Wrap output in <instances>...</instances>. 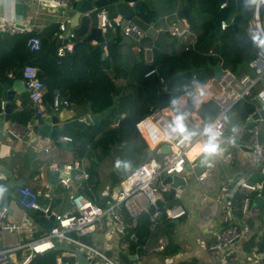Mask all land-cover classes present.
I'll list each match as a JSON object with an SVG mask.
<instances>
[{"label":"built area","instance_id":"2783aa9c","mask_svg":"<svg viewBox=\"0 0 264 264\" xmlns=\"http://www.w3.org/2000/svg\"><path fill=\"white\" fill-rule=\"evenodd\" d=\"M38 1L41 2V0ZM50 1H54L58 7L64 8L68 7L71 2V0ZM218 6L219 8L227 7L225 1H219ZM248 7H250L251 12L248 19V27L256 30L262 39L260 47L248 60L250 71L237 75L232 70L223 68L224 71L219 78L212 76L206 82L196 84L191 94H189L196 109L202 102L214 99L219 105V110L215 116L207 123H203V125L192 129L190 132L184 127L182 122L175 119L169 105L154 108L148 114L141 116L136 121L135 126L145 141L148 151H151L152 154L145 161L132 168L120 180V189L114 188L112 190L110 200L106 205L95 201V199L84 192L72 190L71 182L73 180L81 181L89 175L82 158H75L62 163L61 167L58 162H51L49 165L51 168L63 170L67 174L59 177V180L66 190L72 191L70 200L74 209L73 211L62 213L54 212L52 226L42 235L25 244L27 245V251L21 255L19 264H26L35 253L46 252L60 243L73 244L81 250H85L89 258L99 257V264H122L115 257L108 255L101 248L83 240L81 237L95 230L97 223L106 215L117 222L122 236V230L125 226L124 211L128 213L133 223L136 222L140 213L147 212L151 228L161 223L164 216L170 219H177L187 213V209L183 204L172 202L169 205L167 203L169 185L168 183H162V178L166 174L184 173L187 169V163H189L191 168L195 167L199 151L211 146L218 140L224 139L226 113L235 102L244 98L250 99L254 95L264 92V0H249ZM174 12L176 13V11ZM227 16L219 17L221 30H224L231 23L227 21ZM162 18L166 22L165 29L169 34L176 36L183 42H192L195 39L196 32L191 28V24L185 15L172 17L170 14H163ZM113 20L116 25L120 26L122 32L131 39L134 50L142 52L146 62H152L155 49L157 48L155 37L149 35L145 29H142L131 19H127L121 25L119 16L114 17ZM98 25L103 32L108 29L113 30V26L109 23L105 11L99 13ZM3 28L10 33H22L26 30L24 24H18L15 21H9ZM63 28L64 22L59 25L60 30ZM60 30L55 32L53 37L60 36ZM26 45L30 50H36L40 47V38L37 35H31L27 39ZM73 48L74 44L72 42L63 43L57 47V54L63 55L66 51H71ZM153 75L158 76L161 81L165 80L157 64L152 65L144 72V76ZM22 79L28 86L31 99L29 108L34 111L35 115L43 114L46 105L45 92L47 91V86L39 76L38 67L31 62L25 63L22 66ZM166 88L167 85L165 84L163 89L166 90ZM176 101H179V97H177ZM49 103L54 110H59L61 106H68L69 100L62 96L58 87H55L52 90ZM2 106L3 102L1 108ZM262 107L264 108V106ZM255 109L254 106L253 111ZM260 130V126L257 122H254L250 134L246 138L239 139L235 145L241 149H250L254 160L260 167L263 179L252 180L248 176L241 177L231 188L226 186L222 188L223 192L216 204L226 208L230 215L226 224L218 228L208 242L207 247L209 249L226 250L235 241L246 240L249 236L250 226L246 219L250 209L249 202L254 195H261L260 190L264 185V138L259 142L258 133ZM10 131L17 134L11 128ZM232 135L233 133L229 134V136ZM57 140L58 142H69L72 140V136L67 133H61ZM225 141L234 144L229 138H225ZM163 145H168L169 147L165 152L161 151ZM43 149L48 151L49 147L44 146ZM211 169L212 161L209 160L202 169L196 172L195 178L197 181L206 183L207 187H203V190L213 189V185L209 180ZM47 187L43 190H34L29 185H23L19 188L21 191L20 204L24 208L41 210L44 213L47 207L42 208L38 203V198L47 194ZM203 193L206 194V192ZM20 227V223H16L9 218L8 207L0 204V228L17 231ZM129 239L136 242L137 235L133 232L130 234ZM167 242L166 235L159 236L156 245L151 249L164 250ZM120 245V249L127 251L129 241H123ZM5 251L6 249H0V264H11L5 255ZM252 255L251 259L263 258L264 249L253 251ZM56 263H60V254L56 256ZM223 263L222 259V261L214 262L213 264Z\"/></svg>","mask_w":264,"mask_h":264},{"label":"trees","instance_id":"16d2710c","mask_svg":"<svg viewBox=\"0 0 264 264\" xmlns=\"http://www.w3.org/2000/svg\"><path fill=\"white\" fill-rule=\"evenodd\" d=\"M188 3V16L186 17L191 24V28L196 32L195 39L192 42L181 41L177 48H172L168 51L161 50L160 46L162 44L157 43L153 61L150 63L144 60L142 52L134 54L130 49L123 51L120 44L121 37L117 31L112 29H108L105 32L107 38L106 46L109 50L108 57L105 59L100 60L99 52L101 50L99 46L94 47L89 42L77 41L72 49L73 51L81 46L77 54L87 53L92 58H96L93 63L94 67L98 65L99 61L103 63L99 73L95 76L96 78L91 80L62 75V63L65 58L75 61L77 60L76 53L72 56V51H66L63 55H58L57 48H54L52 54H50L44 44L49 41L48 37L40 38V47L36 50H30L26 42L31 35H36L34 32L10 33L0 27V81L11 82L15 78H22V66L27 62L36 63L40 68L39 76L47 86L45 102H50L53 88L58 87L63 97L72 103L80 105L81 112L87 111L88 102H90L92 110L98 112L111 104L113 95L121 93L118 105L101 120L100 125L88 123L82 129L66 128L62 132L72 136V140L66 142V146L64 145V148L71 153L69 161L82 157H88L90 160L91 165L88 166L89 175L82 181H91L94 177L98 178L99 172L94 167V164H98L100 160L108 156L112 146L121 140L132 142L144 154L142 158L137 159L131 165V168L124 176L137 164L145 161L148 149L135 126L136 121L157 107L169 105L174 109V102L179 95L183 93L191 94L196 84L204 83L213 76L208 62L215 63L220 61L222 68L230 69L237 75L248 72L246 70L247 67L249 68L248 60L255 54L262 42L259 33L248 27L250 10L246 9L243 16H235L236 27L229 23L218 34L209 35L214 28V19L216 17H226L230 8H219V0H188ZM167 5L168 11L174 9L177 10L178 15H184L182 13L183 0H180L179 5L177 0H172L171 3L167 1ZM162 12L155 1L148 0H141L136 10V13L147 22L157 20L162 15ZM58 30L59 24H54L49 29V34L53 35ZM164 31V42L168 38L171 39L172 45H175L177 37L169 34L166 29ZM54 39L55 37H52L49 42L52 44ZM126 44L133 47V43ZM155 64L159 66L165 78L164 81H161L156 75L144 76V72ZM55 70L56 74H54ZM58 72L59 74H57ZM169 78L172 83L170 101H166L157 95L145 93L144 87H147L151 80L157 83L160 91H164V85H167ZM117 79L119 81H116ZM192 80H194L193 84L191 83ZM30 105L29 92H25L22 97V106L28 107L25 108L27 110L30 109ZM253 109L254 105L248 98L238 100L230 108L237 120L244 123L242 137H247L251 132L254 122H248L247 118ZM218 110V103L214 99H209L200 104L197 108V113L203 123H207L215 116ZM21 114H23L21 110L17 111L14 118L23 124L28 123L30 117L23 114L24 118H21ZM184 127L189 132L195 129H191L186 123H184ZM54 144L62 146L63 142L56 143L51 141V145ZM224 146L227 147L226 152L231 151L230 149L233 148L228 143ZM37 152L33 149L34 154ZM53 160V158H48L45 161L50 164ZM252 174L254 180L263 179L259 166L252 170ZM124 176L113 177L112 184L119 183ZM75 191L84 192L95 199L92 192L82 186ZM261 194L264 196V185ZM109 200V195L95 199V201L103 205H106ZM172 201L175 202V198ZM124 215L125 226L122 230L123 235L120 238V244L123 241H129L127 249L129 254L135 253L138 246L141 247V250H144L145 241L150 237L158 239V235L169 233L173 224L170 218L164 216L161 223L151 228L147 212L140 213L135 223L132 222L126 211H124ZM183 217L181 216L180 218ZM133 232L137 235L136 242L129 239L130 234ZM81 238L86 241V237L82 236ZM143 239L144 243H141ZM258 244L257 249H264V241L258 242ZM21 255L19 254L16 264H19ZM57 255H59L58 251H54L51 254V264H57ZM39 262L40 258L35 264H39Z\"/></svg>","mask_w":264,"mask_h":264},{"label":"crops","instance_id":"0c3cea01","mask_svg":"<svg viewBox=\"0 0 264 264\" xmlns=\"http://www.w3.org/2000/svg\"><path fill=\"white\" fill-rule=\"evenodd\" d=\"M148 1H155L157 7L162 11L164 8H167V1L170 2V0ZM177 1L179 5L180 0ZM69 7H71L70 4L66 8ZM64 9V7L51 8L42 4L38 0H0V27L3 28L9 21H15L18 24H24L26 27L25 31H32L39 38L48 37V40L50 41L53 35L49 34V29L54 24L60 25L62 22H65V19L67 18L63 14ZM174 11H176V13ZM163 14H170L173 17L178 15V12L173 9L172 11L166 10ZM163 14L160 15L157 20L153 21V26L157 30L164 31L166 28V24L162 18ZM56 37L52 44L49 41L44 43L50 54H52L54 48L58 47L56 46ZM164 38L165 34L162 38L163 41L159 43L162 44L160 46L161 50L168 51L172 48H177L181 42V40L177 38L175 45H172L170 42L171 39L167 38L166 42H164ZM67 42H72L75 45L77 39L72 38L71 40H68L65 38L59 45ZM126 43L127 42H120L121 49L123 51L130 49L134 54H137L134 47H130ZM91 45L96 47L98 46V43L92 41ZM80 49L81 46L77 47L74 51L71 50L72 52L70 51L72 56L76 53L77 60L72 61L69 58H65L64 62L62 61V75L86 80L95 79V76L99 73L103 63L99 61L98 65L94 67L93 63L96 58H92L91 55H88L87 53L77 54ZM104 50L105 54L103 56L102 52H99L100 60L108 57V47L105 46ZM144 57L145 56L143 55V58ZM34 64L40 70L39 66L36 63ZM55 69L58 70L56 67ZM56 70L54 71V74H56ZM57 74H59V72ZM116 81H119V79ZM211 83L213 82L211 81ZM27 88L28 86L26 85L25 90L16 92L14 99L10 102L12 111L9 123L10 128L17 133H13L15 138L12 139L5 135L0 139V204L8 207V216L11 220L21 224L20 229L17 231L3 230L0 228V249H6L5 255L8 257L11 264H16L19 254H23L26 251L27 245L25 244L27 242L42 235L47 230L45 224L40 219L43 211L24 208L20 204V197L16 194L18 188L23 185H29L34 190H43L48 186V192V190L53 187L54 195L61 197L59 203L54 206V212L62 213L65 211H73L74 209L70 200L72 191L64 188L59 177L57 180H51L49 170L53 168H51L49 166L50 164H47L45 161L48 158H53V161L58 162L61 160L62 163H65L69 161L71 153L64 148V144H67L66 142H63L62 146L55 144L51 145V141L53 140L45 136L37 135L34 122L38 115H35L32 109L26 110L25 108L28 107L22 106V97L25 92H28ZM158 91H160L159 87ZM188 96V93L179 95V101L174 102L175 108L172 109L171 107V112L179 122H182L183 124L186 123L191 129L198 128L203 125V121L197 113L194 102H192L191 106H188ZM2 102L3 101L0 99V104H2ZM66 107L69 111H76L77 115H87V111L81 112L79 104L69 101V104ZM180 109L187 110V114L184 115V112L182 113ZM20 110L23 114L30 117L28 123L23 124L14 118L15 113ZM179 112L181 113L179 114ZM23 114H21V118H24ZM249 116L250 115H248V117ZM257 124L262 130H264V121L258 120ZM25 128L27 130H25ZM243 128L244 123L237 120V118L232 127L229 128L226 124V135L224 139L218 140L211 146L204 148L202 153L196 157L197 166L193 168L190 167L184 172V174L189 176V180L187 184L184 185L182 192H185L187 189L192 190V197L186 199L187 204L184 205L187 209V213L183 215L184 217L171 219V221L172 223H175L178 219H187L188 222L184 224V227L188 224H196L202 232L210 235L209 238L207 240L200 238L198 239V242H188L187 245L185 244L182 246L179 242V240L183 239L181 234L175 239L172 232L162 233L161 235H158V237L166 235L168 239L164 250H153L151 248L156 245L157 239L150 237L145 241L144 250H141V254L139 255L135 252L136 257L132 260L134 264H213L214 262L222 261V259L224 261L223 264L264 263L262 257L260 259H258V257L251 259L253 255L249 257V261L245 259L246 247H251L252 249H255L254 251H258L259 249H257V246H252V244L256 238L259 242H262L261 239L263 235L258 232V229L261 228L262 225V209L257 205H252L250 207L249 213L246 217L250 226V233L246 240H237L238 242L235 241L230 248L224 251L209 249L207 247V244L214 236L215 231L225 225L229 219L230 214H228L227 209L216 204L218 203L217 198L223 192L222 188L224 186L231 188L241 177L248 176L250 179L254 180L252 178V170L259 166L249 150L238 148L235 145L239 139L246 138L242 137ZM230 133H233V135L229 136ZM225 138H229L234 144L226 142ZM227 143L232 145L233 148L230 149L231 151L226 152L225 150L227 147L224 145ZM44 146H48L49 150L45 151L43 149ZM33 149L38 152L34 154ZM82 159L88 169V166H90L91 163L88 162V158L86 157H82ZM209 160L212 161L209 180L213 185V189L203 190V187H207L206 183L197 181L195 175L196 172L202 169ZM98 178L94 177L91 181L85 182L82 180H73L71 182L72 190L74 191L82 186L84 189H88L92 192L95 199L106 195L110 196L112 190L116 188L117 183L112 184L111 182V185L109 183V187L105 185L103 190L99 192L97 188ZM203 192H206V194ZM231 214H233V212H231ZM195 217H197V219ZM186 233L189 234L187 230ZM84 237H86V241L101 248L108 255L113 256L118 260L116 251L121 246L120 227L117 222L110 219L109 216H104L97 223L95 230L84 235ZM54 251L56 252V250L51 249L46 253H43L39 257V264H51V254L54 253ZM84 252L86 251L84 250ZM90 259L95 264L100 263V258L97 256L91 257Z\"/></svg>","mask_w":264,"mask_h":264},{"label":"water","instance_id":"95a60500","mask_svg":"<svg viewBox=\"0 0 264 264\" xmlns=\"http://www.w3.org/2000/svg\"><path fill=\"white\" fill-rule=\"evenodd\" d=\"M141 0H71L69 8L63 10L64 16L67 18L64 22V28L60 30V36L56 37V46H59L60 42L63 39L67 38L71 40L72 38L77 39V41L89 42L92 41L98 43V46L102 52V56L105 54V46L107 44V38L105 32L102 31L101 27L98 25L99 13L105 11L106 17L108 18L109 23L113 26V31H117L121 37V43H130L131 39L126 36L119 25L115 24L113 20L114 17H120V25L124 23L127 19L137 23L142 29H145L149 35L155 37L157 43H161L165 32L163 30H157L153 26V21L147 22L137 13V7ZM172 0H170L171 2ZM220 2L225 1L226 6L231 10L228 13L227 21L231 22L234 27H236V22L234 21V16H243L245 15L246 9L249 5V0H219ZM42 4H45L51 8H58L57 4L54 1L50 0H41ZM183 9L182 13L185 16H188V0H183ZM239 7V8H238ZM214 28L211 30L209 35L218 34L220 29V20L219 17L214 19ZM208 66L213 72L214 78H219L223 73L224 69L221 66L220 61L215 63L208 62ZM194 83V80L191 81ZM1 85V94L0 99L3 101V106L0 109V139L5 135L9 138H15L14 134L10 131L9 119L11 116V107L10 102L14 99L16 92H21L25 90L26 83L22 78H15L11 82L0 81ZM28 89V88H27ZM144 91L148 95H157L166 101L171 100V91L172 83L169 78L167 81V88L164 91H158V85L154 80L150 81V84L147 87H144ZM120 94L112 96V102L106 108L94 112L91 108L90 102L87 104V115H77L76 111H69L66 106H61L59 110H54L49 102L46 103L45 111L43 114L38 115L36 121L34 122V127L37 135L45 136L54 142L58 143L57 137L65 130L66 128H79L82 129L88 123L95 125H100L101 120L104 119L117 105L119 102ZM250 102L255 106V110L247 118V121L257 122L258 120H264V92L254 95L250 98ZM188 106L192 105V97L189 95L187 97ZM25 130H27L25 128ZM226 135V132L223 133ZM264 138V130H260L258 133V140L261 142ZM168 145H163L161 151L165 152L168 150ZM249 150V148H243ZM152 154L151 151L147 152L146 157ZM59 166H62V162L59 163ZM186 168L189 169L190 165L187 163ZM67 175L63 170L51 169L49 170V176L51 180H57L58 177ZM189 180V176L182 173H173L166 174L162 178V183H168V201L170 205L172 197L176 194L177 190L186 185ZM162 186V184H160ZM116 188L120 189V184H116ZM16 194L20 197L21 191L19 188L16 190ZM61 197L54 195V189L51 187L47 194L41 195L38 198V203L42 208L47 207V210L40 216V219L45 224V227L49 229L54 222V206L59 203ZM252 205L260 206L262 209V225L258 229L259 234H262L263 237L261 241H264V197L263 195H256L250 199L249 207ZM144 243V239L141 241ZM58 251L60 254V263L57 264H95L91 261L89 256L80 248L73 244H56L53 248ZM49 251V250H48ZM224 251V250H222ZM47 252V251H46ZM43 252V253H46ZM43 253H35L26 264H34L36 260ZM137 254H141V247L138 246L136 249ZM116 255L118 260L122 264H134L133 259L136 257L135 253L129 254L123 249H117ZM264 261V257H263Z\"/></svg>","mask_w":264,"mask_h":264},{"label":"rangeland","instance_id":"374dc122","mask_svg":"<svg viewBox=\"0 0 264 264\" xmlns=\"http://www.w3.org/2000/svg\"><path fill=\"white\" fill-rule=\"evenodd\" d=\"M168 7L164 8V11H168ZM247 9L250 10V7ZM162 12V14H163ZM165 22V21H164ZM166 24V22H165ZM247 71H250V69L247 67ZM174 106V105H173ZM173 109V107H172ZM181 112H184V115L187 114V110L180 109ZM179 112V114L181 113ZM227 126L230 128L234 125V122L236 121V116H234L233 112L231 110L227 111ZM264 121V120H263ZM65 146L67 144H64ZM202 151L198 155H200ZM144 156L143 152L139 151L136 146L133 145L132 142L128 140H121L116 142L112 148L111 152L108 156L103 158L99 161L98 164H94V167L99 172V178H98V191L101 192L105 185L109 187V183L111 185L113 177L118 176H124V174L131 168V165L139 158H142ZM88 158V157H86ZM147 159V158H146ZM88 162H90L89 158L87 159ZM200 187V186H199ZM184 186L180 187L176 194L173 196L175 198L174 203H181V204H187L186 199L192 197V190L187 189L185 192H182ZM172 198V199H173ZM220 198V196L217 198V200ZM184 205V206H185ZM197 219V217H195ZM188 222L187 219H178L175 223L172 224L170 227L169 232H172V235H174V238L177 239L178 235L181 234L183 236L182 240H179L180 244L184 246L187 245L188 242H198V239L203 238V240H207L209 238V234H205L201 231V229L196 225H186L184 227V224ZM189 232V234L186 233ZM238 242V241H237ZM258 239L254 241L252 246H258ZM247 244V243H246ZM255 249H252L251 247H246L245 249V259L249 261V257L252 255V251ZM99 264V263H98Z\"/></svg>","mask_w":264,"mask_h":264},{"label":"bare ground","instance_id":"6f19581e","mask_svg":"<svg viewBox=\"0 0 264 264\" xmlns=\"http://www.w3.org/2000/svg\"><path fill=\"white\" fill-rule=\"evenodd\" d=\"M207 148V147H206ZM197 166V162L195 163V167Z\"/></svg>","mask_w":264,"mask_h":264}]
</instances>
